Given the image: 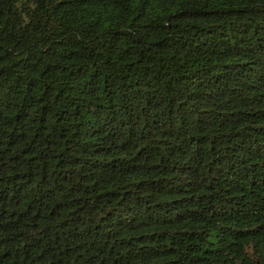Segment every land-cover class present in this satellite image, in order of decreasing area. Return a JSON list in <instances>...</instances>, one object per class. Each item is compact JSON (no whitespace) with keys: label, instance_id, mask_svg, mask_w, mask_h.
<instances>
[{"label":"trees","instance_id":"trees-1","mask_svg":"<svg viewBox=\"0 0 264 264\" xmlns=\"http://www.w3.org/2000/svg\"><path fill=\"white\" fill-rule=\"evenodd\" d=\"M0 264H264V0H0Z\"/></svg>","mask_w":264,"mask_h":264}]
</instances>
